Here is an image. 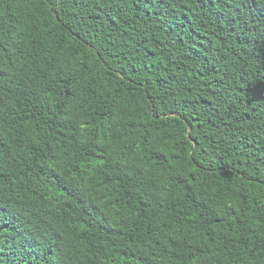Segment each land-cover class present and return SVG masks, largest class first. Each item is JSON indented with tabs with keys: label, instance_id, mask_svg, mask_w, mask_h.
<instances>
[{
	"label": "trees",
	"instance_id": "1",
	"mask_svg": "<svg viewBox=\"0 0 264 264\" xmlns=\"http://www.w3.org/2000/svg\"><path fill=\"white\" fill-rule=\"evenodd\" d=\"M0 264H264V0H0Z\"/></svg>",
	"mask_w": 264,
	"mask_h": 264
}]
</instances>
